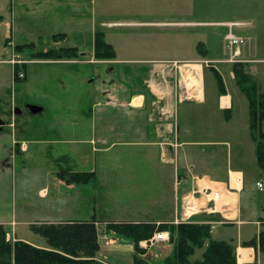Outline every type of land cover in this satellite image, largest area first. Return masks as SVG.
<instances>
[{
	"label": "crops",
	"instance_id": "crops-1",
	"mask_svg": "<svg viewBox=\"0 0 264 264\" xmlns=\"http://www.w3.org/2000/svg\"><path fill=\"white\" fill-rule=\"evenodd\" d=\"M93 4V0H90V10L77 6L75 11L79 13H73L74 16L90 18L89 45L83 46L89 47V52L71 48L79 49L80 57L85 58L90 54V60H94V34L101 32L115 57L107 60L111 66L102 75L99 73L101 69H96V81L100 83L93 91L92 105L86 116L89 122L83 126L80 121L73 120L47 127L60 130L59 138L54 143L67 149L59 156L58 160H64L65 169L58 174L94 173L96 183L85 186L95 188L100 185L106 172L125 174L135 179L152 176L155 187L154 215L144 220H110L109 223L208 226L211 241L232 247L236 264H264V245L260 248V235L264 236V168H260L256 162V143L249 128L248 102L236 84L232 69L235 63L244 64L246 72L264 92V52L258 50V40L251 33L257 29L256 20H156L138 23L145 29L159 31L172 25L216 26L224 30V42L228 28L221 24L243 22V27L233 28L245 40L234 58L224 44L223 50L215 55L208 43L202 42L200 51L191 50L187 56H173L172 47L164 46L163 42L150 43V39L145 38L147 35L143 38L148 43L142 40L137 51L128 47L119 57L113 39L98 28L129 26L133 23L102 21L99 26L94 19L96 10ZM169 35L165 32L156 38L163 41L164 38L169 39ZM188 48L193 47L189 45ZM73 64L80 63L77 61ZM110 76L115 78L111 80ZM217 76L222 82V92ZM9 127L14 126L11 124ZM83 128L89 129L87 139L78 136V131ZM261 131L264 135V119ZM47 143L51 142L45 140ZM83 145L89 146V158L82 153ZM25 147H21L22 151L26 150ZM83 161L88 168L83 169L85 171L78 170L73 164ZM56 174L53 173L59 195L68 203L81 185L61 181ZM257 184L262 187L258 188ZM142 192H146L145 189ZM47 193L45 190L46 198ZM1 216L0 224L5 230L7 224H14ZM90 220L98 223L96 215L86 220L63 219L58 215L45 219L44 223ZM14 237L6 238L10 242L23 241L39 248L48 247ZM207 242L202 248L195 249L189 258L191 262L202 260ZM113 243L102 247L99 244L95 260L106 264L103 259L97 258L99 255L104 259L110 255H129L130 259L133 258L131 243L119 240ZM163 245L167 246L165 252L170 256L173 245Z\"/></svg>",
	"mask_w": 264,
	"mask_h": 264
},
{
	"label": "rangeland",
	"instance_id": "rangeland-1",
	"mask_svg": "<svg viewBox=\"0 0 264 264\" xmlns=\"http://www.w3.org/2000/svg\"><path fill=\"white\" fill-rule=\"evenodd\" d=\"M93 3L94 19L99 26L102 21L133 23L98 28L113 39L119 57L128 47L137 51L142 40L153 44L163 42L164 46L172 47V55L178 57L187 56L193 50L200 51L201 42L208 43L215 55L223 50L224 30L220 27L172 25L159 31L138 24L156 20L214 22L255 19L257 29L251 31L252 37L258 40L257 49L264 52V0H93ZM77 6L90 10V0H0V121L7 125L0 129V214L4 220L14 222L5 227L7 238L19 237L34 245L46 243L29 230V225L42 224L49 217L60 215L63 219L86 220L96 215L98 223L95 224L101 229L110 220L136 221L154 215L152 176L135 179L106 172L99 186L81 185L68 203L59 195L53 173L65 169L64 160L58 159L67 149L54 143L60 130L47 127L73 120L85 126L89 122L86 116L92 105L93 91L100 83L96 81V69H101L99 73L102 75L111 66L107 60L94 57L90 60V54L80 57L79 49L89 52V47L83 46L89 45L91 27L89 17L74 16L79 13L75 11ZM165 32L171 34L169 39L160 41L156 38ZM232 32L236 34L233 29ZM60 34L65 38L53 39ZM26 44H32L33 48L17 50V46ZM189 45L193 47L190 50ZM71 47L79 48H75L76 57L72 59L34 58L39 52ZM77 61L80 64H73ZM17 69H20L18 79L24 80L15 81ZM109 78L113 80L115 77ZM15 109L17 113H14ZM11 124L14 127L10 128ZM78 133L82 139L89 137L87 128ZM45 140L51 143L45 144ZM24 145L26 150L22 151ZM88 150V145L82 146L83 155L89 158ZM73 164L78 170L88 169L84 161ZM95 180L90 184L94 185ZM143 189L146 192H142ZM45 190L48 191L47 198ZM107 237L111 244L120 240L113 233H107ZM98 244L103 245L99 239ZM130 245L134 246L133 243ZM166 247L160 245L138 256L147 264H163L169 257ZM105 257L97 256L106 264H132L129 255Z\"/></svg>",
	"mask_w": 264,
	"mask_h": 264
},
{
	"label": "trees",
	"instance_id": "trees-1",
	"mask_svg": "<svg viewBox=\"0 0 264 264\" xmlns=\"http://www.w3.org/2000/svg\"><path fill=\"white\" fill-rule=\"evenodd\" d=\"M63 35L53 36V39ZM201 46V44H199ZM21 51L24 48H33L32 44L16 47ZM75 48H60L34 55L37 59H72L76 57ZM93 57L96 60H112L115 57L111 46L104 41L101 32L94 34ZM235 81L240 91L248 102L249 128L253 141L256 143V162L264 168V135L261 123L264 119V92L259 90L256 82L245 70V65L235 63L232 66ZM20 69L15 71L16 80ZM219 90L223 91L221 79L217 76ZM19 152L18 146L15 145ZM58 179L73 185H86L95 180L94 173L76 172L61 173ZM96 222L68 221L57 224H31L29 230L45 240L47 249L35 247L23 241L10 242L6 238V231L0 224V264H98L94 259L99 250ZM106 233H113L124 243L134 245L132 264H147L138 255L144 251L138 249L137 243L152 236L156 231H166L169 234V244L173 245L172 254L163 264H236L233 249L230 245L210 240V228L203 225L178 224L154 225L150 223H107L104 228ZM264 236L260 235V248L264 245ZM207 247L201 261H190L195 249ZM255 264V263H253Z\"/></svg>",
	"mask_w": 264,
	"mask_h": 264
},
{
	"label": "built area",
	"instance_id": "built-area-1",
	"mask_svg": "<svg viewBox=\"0 0 264 264\" xmlns=\"http://www.w3.org/2000/svg\"><path fill=\"white\" fill-rule=\"evenodd\" d=\"M221 25L228 28L227 33L224 36V44L225 48L232 53V57H236L238 55L239 47H241L244 44V39L242 37H239L238 35L234 34L232 32V29L234 27H243L244 23H238V22H231V23H222ZM22 77V75H20ZM258 188H261V184H257ZM97 228V237L100 240L101 243L105 246L113 245L114 243H109V238L107 237V233L105 232L104 228L105 225L100 229L98 225L96 224ZM169 241V234L164 231H156L152 234L151 237L141 240L137 243L138 249L147 252L151 250L152 248L158 247L163 244H168ZM132 249L134 251V246H132Z\"/></svg>",
	"mask_w": 264,
	"mask_h": 264
},
{
	"label": "flooded vegetation",
	"instance_id": "flooded-vegetation-1",
	"mask_svg": "<svg viewBox=\"0 0 264 264\" xmlns=\"http://www.w3.org/2000/svg\"><path fill=\"white\" fill-rule=\"evenodd\" d=\"M17 111H18V110H17V109H15V110H14V113H17ZM2 124H3V123H2ZM1 126H3V125H1Z\"/></svg>",
	"mask_w": 264,
	"mask_h": 264
},
{
	"label": "water",
	"instance_id": "water-1",
	"mask_svg": "<svg viewBox=\"0 0 264 264\" xmlns=\"http://www.w3.org/2000/svg\"><path fill=\"white\" fill-rule=\"evenodd\" d=\"M3 125L2 122L0 121V126Z\"/></svg>",
	"mask_w": 264,
	"mask_h": 264
}]
</instances>
